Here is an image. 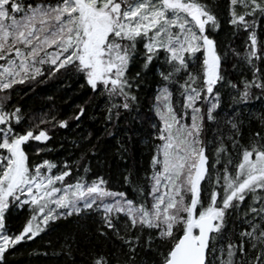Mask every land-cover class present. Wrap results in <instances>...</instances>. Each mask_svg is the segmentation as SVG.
Wrapping results in <instances>:
<instances>
[{
    "label": "snow or ice",
    "instance_id": "1",
    "mask_svg": "<svg viewBox=\"0 0 264 264\" xmlns=\"http://www.w3.org/2000/svg\"><path fill=\"white\" fill-rule=\"evenodd\" d=\"M69 80L71 115L30 104ZM97 101L103 137L49 158ZM39 256L264 264V0H0V264Z\"/></svg>",
    "mask_w": 264,
    "mask_h": 264
},
{
    "label": "trees",
    "instance_id": "2",
    "mask_svg": "<svg viewBox=\"0 0 264 264\" xmlns=\"http://www.w3.org/2000/svg\"><path fill=\"white\" fill-rule=\"evenodd\" d=\"M151 91V84L145 90V95L147 96ZM38 95L34 96L30 101L35 108H44L46 109L49 104L47 97L51 96L55 101L54 106L60 110L61 113H68L71 115L72 109L75 105L83 104L87 100L88 96L91 93H84L81 91L78 84L72 81H66L63 84L57 82L54 85H48L42 90H37ZM97 103L94 102L92 107L89 109L87 117L84 118L83 123L80 128L73 127L70 131H61L57 134V140H63V147L60 143H50L49 147L57 149L56 152L52 153V156L49 158L55 157V159H63L69 156L78 155V152L73 148V141L78 139V136L91 132L94 136L103 137L102 125L98 123V118L101 116V112L97 109ZM104 145L109 148V154L112 159L119 160V157L116 156L117 149L115 147L116 141L111 138H104ZM103 146V145H102ZM112 159H109V163L112 162ZM141 167H146L147 165V149L141 145L140 153L138 155ZM95 163V162H94ZM143 175V173H141ZM72 225H68L67 222L62 223L49 235L43 237V239H37L35 243H30L25 245V248L33 252H47L49 254L60 252L59 247H49V245H58L62 243V237L66 234L68 228H71ZM30 264H64L62 260L58 259H49L43 256L35 257L30 261Z\"/></svg>",
    "mask_w": 264,
    "mask_h": 264
}]
</instances>
